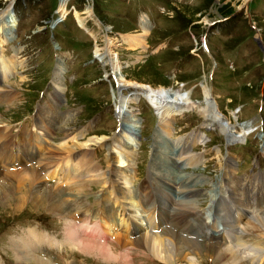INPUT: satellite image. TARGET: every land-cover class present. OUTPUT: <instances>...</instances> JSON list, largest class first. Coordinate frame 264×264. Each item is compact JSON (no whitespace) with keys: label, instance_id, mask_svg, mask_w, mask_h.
Here are the masks:
<instances>
[{"label":"rangeland","instance_id":"obj_1","mask_svg":"<svg viewBox=\"0 0 264 264\" xmlns=\"http://www.w3.org/2000/svg\"><path fill=\"white\" fill-rule=\"evenodd\" d=\"M63 2L65 12L60 8ZM9 7L17 22L8 34L0 30V73L8 75L0 89L15 90L17 100L12 104L0 100L1 124L19 134L22 126L33 125L43 106L47 116L55 117L54 145L67 133L71 141L78 133H83L82 140L106 137L90 149L95 173H108L109 145L113 147L121 134L126 140L129 136L122 132L128 124L118 110L129 109L141 125L130 148L138 175L135 188L144 198L152 192L163 212L174 208H166L167 184L153 174L161 175L158 168L165 167L166 179L180 188L175 189L178 196L169 192L176 199L175 208L185 201L196 209L185 224L189 230L190 220L197 226L189 232L202 250L196 261L220 264L210 255L220 237L203 232L206 213L211 210L209 223L217 221L235 236L232 224L237 223V211L256 203L264 209V50L260 44L264 45V0H0V14ZM76 12L84 26L77 22ZM144 28L148 34L140 36ZM146 87L178 90L191 97L195 106L181 108L164 128L158 110L140 92ZM124 97L131 99L130 104L123 102ZM207 109V117L217 111L223 127L242 135L229 138L220 127L208 124L201 114ZM247 121L252 129L243 134L241 125ZM183 143L189 155L199 160L175 165ZM46 149L50 152L52 146ZM12 176L0 183V264H37L35 258L52 264L166 263L146 248L122 252L114 236L106 240L120 253L114 259L104 260L103 247H99L103 253L82 251L69 239L66 214L71 207L78 208V202L69 204L65 215L57 214L41 198L36 203L28 198L22 181ZM189 179L194 185L183 197L178 193L186 189ZM214 187L224 191L216 202L211 200ZM102 189V184H93L80 202L98 210L93 202ZM37 229L63 244L39 249L53 241H39L35 234L47 235ZM26 251L30 259L23 262ZM184 256L187 261L196 259Z\"/></svg>","mask_w":264,"mask_h":264},{"label":"bare ground","instance_id":"obj_2","mask_svg":"<svg viewBox=\"0 0 264 264\" xmlns=\"http://www.w3.org/2000/svg\"><path fill=\"white\" fill-rule=\"evenodd\" d=\"M60 8L65 12L67 10L66 2H63ZM11 14L12 10L10 7L0 14V30H5L7 34L13 24L17 22L15 15L11 16ZM75 15L78 18H76L77 22L84 26L79 14L76 12ZM57 20L60 23L62 19L57 18ZM147 34L148 29L144 28V33L139 35L146 36ZM137 40L139 43H142L143 39L138 37ZM7 77L6 71L0 73V82ZM146 88L147 90L143 89L140 92L158 110L164 128L169 118L181 112V108L192 109L195 106L191 102V97H185L178 90H174L173 92L171 89L154 90ZM0 100H5L6 103L12 104L17 100V93L13 89L7 91L0 89ZM129 100L131 99L124 97L123 102L130 104L128 103ZM42 107L33 125L29 127L22 126L18 132L19 134L12 133L11 129L6 128L0 121V183L4 182L2 181L4 178L8 179L13 177L12 175L16 176L27 189L25 195H28V198L34 203H36L37 198H41L44 204L49 205L52 211L57 212V214L66 213L69 204L74 201L78 202L79 207L73 209L70 206L71 210L66 214H69L71 224L69 239H72L74 244L76 243L81 246L80 248L84 252L94 250L103 253L105 250L104 260L116 258L117 254L119 256L120 253H115V248L112 249L106 241L110 236H114L113 240L121 246L122 252H125L129 247L136 249L141 247L146 248V251L152 252L154 257L157 256L158 259L168 264L179 263L182 260L185 261V264H199L196 260L200 258L199 254H201L202 250L200 251L199 248L201 246L198 247V241L193 239L189 234L193 227H197L196 223L190 220L191 229L189 230L185 227L188 215L193 214L194 211L196 212V209H191L190 203H185V201L183 203L179 202L180 205L178 204L175 208L176 199H173L169 192L173 191L175 196H178L175 193V189L178 190L180 188H177L175 185L173 186V183L170 182L171 179L170 181L167 180L168 178L166 179L165 167L158 168L160 172L158 170L157 172L161 175H158L154 171L153 174L155 175L154 178L161 177L162 181L167 184L168 193L165 196L167 198V201L165 199L166 208L169 205L174 206V208L168 209V211L164 210L163 212L159 207L153 206L149 194H147L149 196L144 198L141 191L134 189L138 175L133 169V154L130 148L134 146L135 140L137 141L136 134L140 131L141 126L139 120L134 117L135 115L133 114V117L130 116L128 114L130 112L129 109L124 111L123 108H119V117H123L122 119H125L128 124L127 128L122 129V132L124 135L129 136L126 140V137L121 134L119 140H114L113 142V147L115 148L109 145V157L107 160L109 172L95 173L98 169H93L96 164L93 162L94 159L92 158L90 148L93 145L102 143L106 137H92L82 140L83 133H78L71 141L67 137L69 136L67 133L66 136L61 138L59 144L54 145L53 131L55 125L53 121L55 117L47 116L45 109L46 111L48 109ZM161 108L164 110L162 111ZM207 113H209V109L202 111L201 114L209 121L208 124L220 127L221 131L227 134L229 138L242 135L233 134L232 132L234 131L231 130V127H223V119L216 115L217 111L210 112L208 117ZM37 122L41 125L35 124ZM241 129L243 134H247L245 132L248 131L250 132V129H252L251 122L247 121V123L242 124ZM194 140L197 141L198 139ZM125 143L130 144V146H126ZM47 145L52 146L50 152H47ZM123 148H127V150L125 151ZM42 149L46 150L42 153ZM180 150V160L178 159L175 165L183 166L192 164V162H195L193 160H199L198 156L189 155L186 143L180 146ZM88 173L92 174V178L82 180ZM50 180L51 182L53 180V184H48ZM192 181L193 179H189L186 189L180 190L181 192L178 191V194L182 193L181 196L184 197L187 192H190V189L194 185ZM93 184L103 185V189L96 195V199L93 202L98 205V210H92L93 206H89L82 201L80 202L82 198L89 196L88 187ZM72 190L75 191L70 193ZM221 193H224V191L214 187L211 194L212 202H216ZM168 200H170V203ZM258 207L259 204L256 203L254 206L247 207L245 211L236 212L238 217L237 223L232 224V228L236 232L235 236L226 233L221 223L214 220L212 224L209 223L208 219H211V210L206 213L203 232L208 236L220 237L221 242L214 241L216 244H214L215 249L212 250L213 252H210V255L220 260V264H264V209L260 206V210ZM172 212L175 213L173 214ZM163 216H166L165 220L167 223L165 225L162 223V220H164L162 219ZM196 216L194 215L193 218ZM89 222L91 225L84 226L82 230L80 227L81 223ZM107 230L110 232H107ZM115 231L120 232L116 233ZM135 234L136 236H134ZM35 236L39 241L46 238L45 235L40 233L35 234ZM99 247H103L104 250H101ZM24 248L27 249L28 247L25 246ZM185 254L192 255L196 259L192 258L187 261L184 256ZM22 255L23 262L30 259L29 252H23ZM35 261L37 264H52L43 260H37L36 258Z\"/></svg>","mask_w":264,"mask_h":264},{"label":"water","instance_id":"obj_3","mask_svg":"<svg viewBox=\"0 0 264 264\" xmlns=\"http://www.w3.org/2000/svg\"><path fill=\"white\" fill-rule=\"evenodd\" d=\"M260 44H261L262 49L264 50V45L261 43V41H260Z\"/></svg>","mask_w":264,"mask_h":264}]
</instances>
